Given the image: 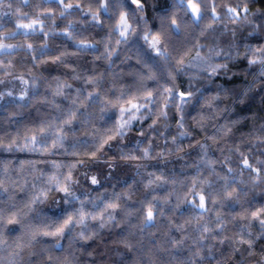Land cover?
<instances>
[{
    "label": "clouds",
    "instance_id": "obj_1",
    "mask_svg": "<svg viewBox=\"0 0 264 264\" xmlns=\"http://www.w3.org/2000/svg\"><path fill=\"white\" fill-rule=\"evenodd\" d=\"M0 264H264V0H0Z\"/></svg>",
    "mask_w": 264,
    "mask_h": 264
}]
</instances>
